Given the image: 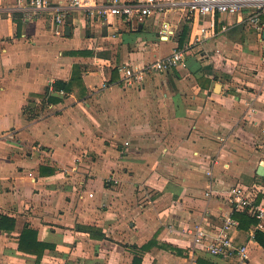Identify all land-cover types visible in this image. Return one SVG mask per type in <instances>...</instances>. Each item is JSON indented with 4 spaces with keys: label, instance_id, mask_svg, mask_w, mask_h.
Instances as JSON below:
<instances>
[{
    "label": "crops",
    "instance_id": "1",
    "mask_svg": "<svg viewBox=\"0 0 264 264\" xmlns=\"http://www.w3.org/2000/svg\"><path fill=\"white\" fill-rule=\"evenodd\" d=\"M105 1L51 0L25 20L0 0V264H264L254 224L234 232L246 259L192 247L196 223L246 212L233 188L264 180V31L246 11L133 24L101 16ZM212 19L214 35L197 41ZM195 40L185 66L122 81L118 66ZM75 66V84L57 90Z\"/></svg>",
    "mask_w": 264,
    "mask_h": 264
},
{
    "label": "built area",
    "instance_id": "2",
    "mask_svg": "<svg viewBox=\"0 0 264 264\" xmlns=\"http://www.w3.org/2000/svg\"><path fill=\"white\" fill-rule=\"evenodd\" d=\"M102 4L99 13L103 17H114L128 23L137 24L145 18L165 16L174 10H185L187 13L198 15H211L216 13H237L246 11V22L256 30L264 31V0H107ZM69 7H84L91 9V0H69ZM12 9L18 10L23 19L31 20L41 16L46 10L52 8L51 0H11ZM54 22L55 32L61 35L64 32L68 10L63 7L55 8ZM91 11V10H90ZM168 21H163L158 30L160 36L168 37L170 28ZM214 20L210 27H201L197 41L206 40L214 35ZM195 41L187 43L182 48H177L171 54L142 66H134L124 63L118 66L121 78L128 86L141 87L145 83L146 76L151 72L166 71L175 67L185 66L186 54ZM264 42V41H263ZM262 60L264 63V44ZM211 190V189H210ZM208 191L207 194H210ZM232 200L237 209L246 211L256 219L253 225L251 238L255 236V230L264 231V180L257 181L251 186H236L232 190ZM239 228V220L232 214H225L220 222L212 224L208 218L196 223L192 229V247L203 250L210 255L223 259L239 256L246 259L249 257L247 244H238L235 241L234 232Z\"/></svg>",
    "mask_w": 264,
    "mask_h": 264
},
{
    "label": "trees",
    "instance_id": "3",
    "mask_svg": "<svg viewBox=\"0 0 264 264\" xmlns=\"http://www.w3.org/2000/svg\"><path fill=\"white\" fill-rule=\"evenodd\" d=\"M262 17H264V14L262 15ZM185 35H186V28L184 27L182 37L179 39L180 46L182 45L183 41H185ZM79 77H80V68H79V66H75L71 83L66 84V82L58 81L55 85L56 86L55 88L57 90H60L62 88L63 89H71V87L75 84L76 79H78ZM234 217L239 220V227L243 228V229H247L252 224L256 223V219H254L253 217L248 215L247 212L236 213L234 215ZM256 237H257L258 242L261 243V245L264 247V234L262 232H257ZM21 243H22V239H21ZM21 246H22V244H21ZM28 252H31V251H28ZM32 252H34V251H32ZM35 252H37L38 257L40 258V256L43 254L44 251H35Z\"/></svg>",
    "mask_w": 264,
    "mask_h": 264
},
{
    "label": "water",
    "instance_id": "4",
    "mask_svg": "<svg viewBox=\"0 0 264 264\" xmlns=\"http://www.w3.org/2000/svg\"><path fill=\"white\" fill-rule=\"evenodd\" d=\"M70 31H71V27L70 26H67L66 27V34L67 35H69L70 34ZM263 36H264V32H263ZM258 173L260 174V175H264V165H261L260 167H259V169H258Z\"/></svg>",
    "mask_w": 264,
    "mask_h": 264
}]
</instances>
